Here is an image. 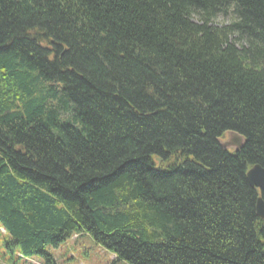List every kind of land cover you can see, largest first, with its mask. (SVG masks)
Here are the masks:
<instances>
[{
    "label": "trees",
    "instance_id": "1",
    "mask_svg": "<svg viewBox=\"0 0 264 264\" xmlns=\"http://www.w3.org/2000/svg\"><path fill=\"white\" fill-rule=\"evenodd\" d=\"M256 165L264 0H0L4 260L264 264Z\"/></svg>",
    "mask_w": 264,
    "mask_h": 264
},
{
    "label": "rangeland",
    "instance_id": "2",
    "mask_svg": "<svg viewBox=\"0 0 264 264\" xmlns=\"http://www.w3.org/2000/svg\"><path fill=\"white\" fill-rule=\"evenodd\" d=\"M231 139V134H227L222 139V142H230ZM4 237L5 232L0 227V264L9 263L2 257ZM48 252L52 255L54 264H129L123 260L116 259L115 255L96 244V242L88 236H82L80 238L74 237L72 240L61 244L57 248H49ZM43 261L45 260L43 259ZM28 264L42 263L40 259L36 258Z\"/></svg>",
    "mask_w": 264,
    "mask_h": 264
},
{
    "label": "water",
    "instance_id": "3",
    "mask_svg": "<svg viewBox=\"0 0 264 264\" xmlns=\"http://www.w3.org/2000/svg\"><path fill=\"white\" fill-rule=\"evenodd\" d=\"M231 137L230 142L223 143V147L238 152L244 145V138L236 133H231ZM247 180L252 187L257 188L261 192L256 210L258 216L264 220V167L256 165L251 168L247 173Z\"/></svg>",
    "mask_w": 264,
    "mask_h": 264
}]
</instances>
